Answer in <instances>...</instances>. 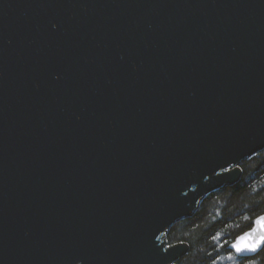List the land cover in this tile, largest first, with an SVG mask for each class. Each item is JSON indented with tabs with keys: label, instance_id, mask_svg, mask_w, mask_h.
Segmentation results:
<instances>
[{
	"label": "water",
	"instance_id": "95a60500",
	"mask_svg": "<svg viewBox=\"0 0 264 264\" xmlns=\"http://www.w3.org/2000/svg\"><path fill=\"white\" fill-rule=\"evenodd\" d=\"M263 149L264 0H0V264H177Z\"/></svg>",
	"mask_w": 264,
	"mask_h": 264
},
{
	"label": "trees",
	"instance_id": "16d2710c",
	"mask_svg": "<svg viewBox=\"0 0 264 264\" xmlns=\"http://www.w3.org/2000/svg\"><path fill=\"white\" fill-rule=\"evenodd\" d=\"M241 167L243 174L236 184L207 195L193 216L175 223L168 231L170 244L190 245L178 264H212L213 259L216 264H233L227 259L233 253L230 243L264 215V149L247 158ZM250 259L264 264V247L252 257L237 258L236 264H247Z\"/></svg>",
	"mask_w": 264,
	"mask_h": 264
},
{
	"label": "snow or ice",
	"instance_id": "6c2138e0",
	"mask_svg": "<svg viewBox=\"0 0 264 264\" xmlns=\"http://www.w3.org/2000/svg\"><path fill=\"white\" fill-rule=\"evenodd\" d=\"M261 222H264V216H258L256 218V227L252 228L250 232H244L243 235L238 236L233 242L230 243L229 247L234 250V252L230 253L227 256V259L232 260L233 264H236L237 258H239L242 254L255 253L264 247V239L260 238L261 235H264V233H258ZM220 246L224 247V244H221ZM248 261L252 262L254 259H250ZM212 264H216L215 259H213Z\"/></svg>",
	"mask_w": 264,
	"mask_h": 264
},
{
	"label": "clouds",
	"instance_id": "9594fccd",
	"mask_svg": "<svg viewBox=\"0 0 264 264\" xmlns=\"http://www.w3.org/2000/svg\"><path fill=\"white\" fill-rule=\"evenodd\" d=\"M260 216H264V215H260ZM252 230V229H251ZM250 230V231H251ZM249 231V232H250ZM258 233H264V222H261L260 228L258 229ZM261 239H264V235H261L260 237ZM77 264H82V262L77 261ZM174 264H176V262H174ZM247 264H255V261L249 262L247 261Z\"/></svg>",
	"mask_w": 264,
	"mask_h": 264
},
{
	"label": "flooded vegetation",
	"instance_id": "af4514ba",
	"mask_svg": "<svg viewBox=\"0 0 264 264\" xmlns=\"http://www.w3.org/2000/svg\"><path fill=\"white\" fill-rule=\"evenodd\" d=\"M234 252V251H233ZM240 257H243V256H240ZM248 257H252V256H248ZM243 258H247V257H243ZM179 262V261H178ZM178 262H177V264H178Z\"/></svg>",
	"mask_w": 264,
	"mask_h": 264
}]
</instances>
